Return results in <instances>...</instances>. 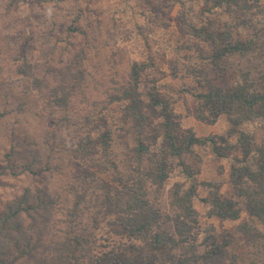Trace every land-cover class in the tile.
<instances>
[{
    "label": "rangeland",
    "instance_id": "1",
    "mask_svg": "<svg viewBox=\"0 0 264 264\" xmlns=\"http://www.w3.org/2000/svg\"><path fill=\"white\" fill-rule=\"evenodd\" d=\"M214 3L215 0H0V216L19 200L44 191L61 207L57 218L62 222L57 223L55 233L62 235L70 227L65 223V210L76 201L75 195L86 192L87 201L81 205L84 216L77 221V225L81 223L76 231H86L83 236L89 239L90 249L85 256L82 253L80 264H88L103 251L127 245L128 240L110 232L109 221L113 220L99 214L93 205L96 197L103 195L101 183L107 187L112 183L111 173L95 165L107 159L122 167L132 163L129 150L135 143L134 134L121 130L122 104H109L111 95L127 83L131 64L150 65L146 79H157V85L180 116L183 129L193 130L199 139L229 137L231 129L226 116L214 125L196 119L199 102L194 95L204 91L208 80L214 85L231 86L241 83L246 72L256 77L264 71V15L255 9L251 13L257 15L246 16L257 21V33L261 35L255 52L247 59L231 57L217 70L208 67L205 56L211 52L209 44L193 38L185 23L198 27L213 23L220 28L237 17L224 8H214ZM260 4L263 9L264 0ZM233 32L240 39L255 37L252 29L239 27ZM24 60L35 65V76L42 78L48 88L66 82L72 90L68 107L47 106L49 90H35L18 74ZM194 69L207 73V78L195 77L191 73ZM83 74L85 79L81 78ZM98 116H105L113 126L112 148L107 155L100 152L91 158L80 156L77 144L91 129L84 119ZM238 131L254 135L256 143L264 139L259 121L246 122ZM228 140L234 145L238 136ZM12 150L19 154L9 160ZM192 151L183 158L193 178L177 167L160 190L148 189L147 199L161 218L154 230L176 237L179 211L173 204L174 185L189 186L196 180L198 195L193 205L198 225L191 241L197 251L203 252L214 241L227 242L226 262L234 257L241 264L264 262V239L250 238L239 230L245 224L263 235L262 224L244 208L239 220L220 219L211 213L207 202L213 191L209 183L216 184L223 198L234 196L230 167L236 157H242L241 150L231 151L228 158L222 159L213 154L210 145H197ZM33 154L38 155V162L32 161L28 167ZM84 175L89 176L88 182H84Z\"/></svg>",
    "mask_w": 264,
    "mask_h": 264
},
{
    "label": "trees",
    "instance_id": "2",
    "mask_svg": "<svg viewBox=\"0 0 264 264\" xmlns=\"http://www.w3.org/2000/svg\"><path fill=\"white\" fill-rule=\"evenodd\" d=\"M261 1L215 0L214 8H224L237 16L220 28L213 23L199 27L185 23L193 38L209 44L211 52L205 58L210 69H219L220 64L231 57L247 59L255 52L261 35L257 33V21L246 16L257 15L251 13L253 9L264 15ZM239 27L252 29L255 37H234L233 30ZM34 67L33 63L24 60L18 67V74L35 90H49L47 106L68 107L72 90L66 82L48 88L42 78L35 76ZM149 67L146 62H133L127 83L109 99V104H122L121 130L134 134L135 143L129 150L132 163L122 167L117 161L107 159L95 165L102 172L111 173L112 183L108 187L101 183L99 190H104L103 195L96 197L93 207H97L105 218L113 220L109 221L110 232L129 243L117 250L94 255L88 264H241L235 257L225 261L227 242L208 243L203 252H198L195 242L191 241L192 231L198 225V213L193 205L198 195L196 180L189 186L174 185L173 204L179 211L176 237L166 231L154 230L161 219L160 213L147 197L148 189L160 190L177 167H182L184 173L193 178L191 167L183 157L193 154L194 146L210 145L213 154L220 159L228 158L229 152L240 149L242 157L233 160L229 174L234 196L223 198L218 194L216 184L209 183L207 186L213 191L207 202L211 205V213L220 219L239 220L244 208L264 228V139L256 143L254 135L238 131L249 121H259L264 128V71L256 77H252L251 71L246 72L241 83L231 86L214 85L208 80L204 91L194 95L199 102L196 119L214 125L221 116H226L231 129L229 137L214 135L199 139L193 130L183 129L180 116L157 85V79H146ZM191 73L198 79L207 78V73L200 69ZM81 78L85 79V75ZM84 122L91 129L77 144L78 154L90 158L100 152L107 155L114 141L113 126L105 116L86 117ZM235 136L238 141L233 145L228 138ZM18 154L12 150L8 159ZM30 158L28 167L32 161L38 162L37 154ZM83 179L88 182L89 176L84 175ZM75 197L71 208L65 210V223L70 227L67 226L62 235L55 233L57 223L62 222L57 218L61 207L44 191L7 207L0 216V264H80L82 253L85 256L90 249L89 239L83 236L86 231H76L81 223L77 225V221L84 216L81 205L87 201V193ZM239 230L250 238L264 239V234L254 232L248 225L242 224ZM182 248L180 253L175 252Z\"/></svg>",
    "mask_w": 264,
    "mask_h": 264
}]
</instances>
